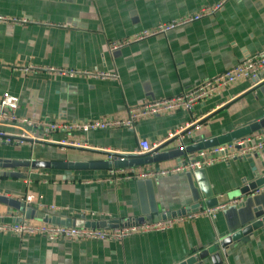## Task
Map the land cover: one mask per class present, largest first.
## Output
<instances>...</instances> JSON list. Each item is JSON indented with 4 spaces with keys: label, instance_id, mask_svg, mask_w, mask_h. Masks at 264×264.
Returning <instances> with one entry per match:
<instances>
[{
    "label": "crops",
    "instance_id": "0c3cea01",
    "mask_svg": "<svg viewBox=\"0 0 264 264\" xmlns=\"http://www.w3.org/2000/svg\"><path fill=\"white\" fill-rule=\"evenodd\" d=\"M218 1L0 0L1 14L35 21L25 25L0 23V97L4 92L17 96V113L28 118L71 121L122 118L129 105L177 95L264 46V0H225L216 12L168 32L113 51L108 43L131 38L159 22ZM29 65L102 70L114 72L117 78L24 72ZM263 116L264 81L254 84L242 79L204 98L190 111L178 109L141 118L131 129L76 132L68 138L79 142L78 146L58 143L64 137L60 132L51 135L55 141L36 145L0 142V157L107 160L111 152L133 155L138 140L156 143L193 121L190 135L182 137L185 146ZM176 146L177 140L170 138L159 151ZM179 158L137 167H169ZM263 164L264 148L247 158L214 162L192 171L122 181L108 180L110 168L0 167V194L13 198L31 195L46 207H59L51 210L35 202L24 203L26 208L35 209L34 217L27 218L24 211L0 203V213L39 222H43V213L61 218L118 219L120 224L138 218L147 222L163 219L166 214L197 212L237 200L213 215L118 241L50 242L38 235L0 232V264H178L193 256L190 264H264V222L226 246L221 245L222 239L231 234L230 229L249 218L253 209L264 211V188L241 192L259 176Z\"/></svg>",
    "mask_w": 264,
    "mask_h": 264
},
{
    "label": "built area",
    "instance_id": "2783aa9c",
    "mask_svg": "<svg viewBox=\"0 0 264 264\" xmlns=\"http://www.w3.org/2000/svg\"><path fill=\"white\" fill-rule=\"evenodd\" d=\"M225 0H219L212 5L201 6L197 11L173 18L169 21L157 23L154 27L146 28L134 33L131 38L114 40L108 43L109 50H115L130 42L141 40L150 36H155L168 32L178 26L196 21L206 15L212 14L219 10ZM34 20L24 16H10L0 13V23H12L25 25ZM30 70H43L46 73H53L61 76H84L94 79L111 78L116 79L114 72L102 70H81L76 68H66L58 66H33L29 65L24 68V72ZM242 79H248L254 84L264 81V46L253 54L247 55L233 66L227 68L223 72L203 79L197 85L187 88L177 95L147 100L139 104L129 105L127 107V115L125 117L108 116L97 120H50L47 118L31 119L17 113L18 98L17 96L4 92L0 97V142L6 144L36 145L43 142H53L54 132H60L64 137L57 140L63 145L78 146L79 142L68 138L76 132H89L95 129H105L114 127L133 128L134 123L141 118L154 116L158 114L172 112L178 109L192 110L194 106L204 98L211 96L218 90ZM194 122V121H193ZM192 122V124H193ZM190 123L175 129L168 133L156 143H149L146 139L138 140V148L135 155H153L159 151L162 143L170 138L177 140V146L184 148L182 137L186 133L190 135ZM9 128H14L10 130ZM205 140V139H202ZM198 140H193L191 144H196ZM264 148V128L254 131L246 136L240 137L226 143L213 145L210 147L190 151L180 156L177 164L169 167H150L147 169H138V167L128 168H110L108 180L122 181L131 178L145 177L148 175H166L174 172L192 171L201 167L210 165L214 162L229 161L236 157H243L248 154L255 153ZM114 152L108 154L107 159L112 160ZM118 156V155H117ZM118 158H124L120 155ZM264 188L260 186L255 191ZM24 203L32 204L34 199L31 195H25L18 198ZM237 203V200H229L221 202L214 207L200 210L197 212H184L163 219L147 222H132L122 224L115 228H96V227H77L64 226L46 222L29 220L18 215H7L0 213V232L16 234L18 236L38 235L44 237L50 242L65 240L69 242L85 241V240H122L133 234H143L150 231L165 230L177 222H183L193 219L201 215H213L215 210L224 208L227 205ZM35 204L41 208L58 210V206L50 205L46 207L40 200ZM91 215L95 214L91 212ZM6 217H10L9 220ZM99 218V217H98Z\"/></svg>",
    "mask_w": 264,
    "mask_h": 264
},
{
    "label": "water",
    "instance_id": "95a60500",
    "mask_svg": "<svg viewBox=\"0 0 264 264\" xmlns=\"http://www.w3.org/2000/svg\"><path fill=\"white\" fill-rule=\"evenodd\" d=\"M261 128H264V116L260 117L258 120H254L250 123L244 124L233 130L220 134L216 137H212L208 140H198L196 144H189L188 146H184V148H180L176 146L171 150L158 151L153 155H135V154H126L124 158H118L117 155L114 156L112 160H98V161H51V160H39V159H24V160H16L9 158H1L0 157V167H30L33 169L37 168H63V169H82V168H93V169H108V168H128L133 166H141L152 163H158L164 161L168 158L179 157L184 153L210 147L217 144L226 143L232 140H236L240 137L246 136L254 131H257ZM123 155V154H122ZM251 154L245 155L240 158H247ZM256 172V167L253 165L252 168ZM264 185V164L262 165V169L259 172V176H257L252 182H250L247 186L242 187L241 192L245 193L254 188L260 187ZM0 203L7 205L10 209H16L19 211H24L25 216L27 218H33L35 209H31L30 207H25L24 202L19 200L18 198H13L6 196L4 194H0ZM193 210H198L197 208H193ZM173 214H167L166 217H170ZM251 215V214H250ZM262 216V217H261ZM42 221L46 223L59 224L64 226H77V227H96V228H115L122 224L118 219H98V220H90L81 218H61L56 215H49L48 213H43ZM144 218H138L136 222H143ZM243 222L238 223V225L233 226L230 231L231 234L225 236L222 239L221 245L226 246L231 240H235L240 237L242 234L251 231L252 229L257 228L264 222V211L261 209H253L252 215L242 220ZM242 227V228H241ZM204 253V252H203ZM201 256V252L198 254ZM195 256L188 257L185 260L179 262L178 264H190L194 261Z\"/></svg>",
    "mask_w": 264,
    "mask_h": 264
}]
</instances>
